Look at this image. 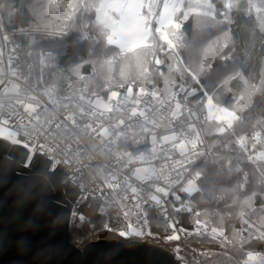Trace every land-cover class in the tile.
Returning a JSON list of instances; mask_svg holds the SVG:
<instances>
[{
	"label": "snow or ice",
	"instance_id": "1",
	"mask_svg": "<svg viewBox=\"0 0 264 264\" xmlns=\"http://www.w3.org/2000/svg\"><path fill=\"white\" fill-rule=\"evenodd\" d=\"M218 3L222 4V9L217 7ZM244 4L247 5L246 8L241 7ZM6 10L10 16L21 15L27 11L32 18L29 27L21 28L19 34L31 37L28 45L29 57L33 55V50L38 49L39 69L38 75L33 78L34 88L42 87L49 75L55 73L61 77L65 75V70L60 67V61L65 57L69 47L73 49V57L69 59L70 67L67 71L75 76L77 81L84 82V88L75 98L59 97V89L54 82L42 91L46 102L32 94L28 96V102L17 99L14 105L6 106L0 103V139L8 140L13 145L22 144L23 148L27 149L24 153L26 156L24 168L31 167L34 157L39 153L47 158L45 168H48L47 162L50 161L51 169L55 170L62 162L56 158L60 150L65 156H75L77 163L87 169L91 160L85 164L81 154L94 148V142L98 139L109 152L112 151L111 146L117 145L120 140L126 143L130 141L133 151L136 152H140L141 145L150 142L153 145L151 149L153 159L157 158L158 152H163L166 161L171 162L170 171L176 174L178 177L176 180H170L168 175L158 176L156 169L151 167L133 168L131 176H128L124 175L123 169L129 168L137 161H143L144 153L133 155V151L127 150L114 153L116 163L126 161L120 172L124 175L122 183L132 194L131 199L136 202L134 207L137 210L132 212L131 209H122L125 220L132 216H136L137 219L135 224L127 223L126 229L119 231V236L127 238L135 235L142 238L151 235L146 231L149 226L148 210L153 206L161 208L164 203L158 194H162L166 199L171 192L175 199L179 200L180 197L172 191L176 185H180L179 190L187 193L189 197L194 192H202L198 181L207 175L209 168L219 171L223 164L232 171V158L225 160V156L232 151L230 145L233 142L246 152L248 138L245 135L237 136L235 128L237 125H243L248 118L245 113L250 116L251 110L257 106L255 97L259 96L261 101H264V61L261 63L259 84L249 83L240 71L220 79L215 86L211 81L214 74L228 68L229 61L236 63L233 58L236 48L232 30L230 27L226 28L235 22L233 11L243 12L246 16L255 12L260 31L264 32V15H261L264 14V0H0V16L4 15ZM190 18L192 27L188 29L186 23ZM214 31L220 32L221 35L214 37ZM10 39L11 37L5 34L4 24L0 23V65L3 64V48ZM85 44L87 59L80 55ZM230 47L231 51L225 55V50ZM196 48L200 50L199 57L193 58L188 55L185 58L184 53ZM12 51L14 52L15 48ZM17 58L9 56L8 67L13 76H17L19 66L15 68L12 66ZM217 58L221 65L214 67L213 61ZM86 65L91 66L88 75L82 72ZM161 65L167 68V74L160 70ZM28 67L31 76L34 66L30 64ZM133 73L136 79L131 78ZM156 74L165 77V86L163 89L153 88L149 91L143 85L152 84ZM237 79L241 81L243 88L239 94L232 95L231 102L226 107L220 102L222 95L220 90H224L223 95L231 93V82ZM137 80L142 86L134 95L133 85ZM205 80L208 83H204ZM98 81L103 82L102 91L109 93L107 100L95 90L91 91L90 96L85 95L89 87ZM125 84L128 86L123 95L119 91L111 90L114 86L124 88ZM71 86L69 83L68 87ZM11 90L19 95L18 85H13ZM200 93L203 95L195 100V104L189 106L190 98H195ZM148 96L152 98L151 101L144 99ZM130 103L135 106L126 117L117 119L110 125L103 122L110 118L109 114L125 111ZM77 104H79L77 111H68L70 106ZM16 106L22 108L23 113L18 111ZM49 106L50 118L44 115L50 112ZM61 108L65 112L60 113ZM204 109H207V115L203 114ZM26 118L31 128L25 125ZM196 121L206 126L199 127ZM211 121L214 123H210ZM166 122L168 134L158 137L155 129L161 128ZM257 124L264 129V119L258 120ZM10 125L16 130H11ZM137 128L139 133L147 135L137 133ZM56 132L65 138L75 136L78 145L80 138L83 137L87 147L79 146L73 151L71 147L60 149L59 145L40 142L41 137L46 138L48 135H55ZM18 136L24 139H18ZM206 136L215 137L217 141L223 138V141L208 147ZM251 139L256 143H264L259 131L255 132ZM169 143L179 151L181 159L172 161L171 150L165 151L162 147ZM217 147L222 151H214ZM247 161L253 164L264 162V151L256 153L255 158L248 155ZM63 163L70 165L71 160L65 159ZM242 163L243 161L237 163L235 172L243 173V178L228 190L235 193V198H239L245 192L246 185L250 182L249 174L243 172ZM168 167L169 164L166 163L165 169ZM197 168L200 170H196ZM141 172H149L150 175H139ZM255 172L259 173L256 190L251 195H246L243 200L250 211L254 210L252 204L256 196L264 195V171L257 166ZM185 173L189 174V178H185ZM133 177L140 181L139 186L130 183ZM2 179L8 180V177ZM116 179V176H112V180ZM155 180H163L167 187L154 185L152 182ZM105 187L114 190L120 185L106 182ZM146 187L148 189L154 187V192L149 191L147 199H144L141 193ZM30 195V191L22 190V198ZM223 198L218 197L217 203ZM81 199H86V196H82ZM123 199L127 201L129 197L126 195ZM182 210L191 212L192 209L185 204L176 209L177 212ZM195 215L199 217L201 213L197 212ZM245 215L246 213L241 212L240 218L242 223L247 224ZM73 216H76L75 212ZM79 219L83 222L85 217L80 216ZM23 220L22 215L18 216V223H23ZM196 224L201 226L196 229V234H203L201 229L207 228L206 222L197 219ZM172 226L169 223V227ZM248 227L251 228L253 225L249 224ZM245 231L248 229L242 228L239 233L234 231L232 239H229L222 228H213L210 235L213 241L223 237L220 242L221 248L231 245L233 240L240 247L251 240L264 241V232L257 230L258 235L253 236L250 233L245 238L242 235ZM178 239L179 236L175 234L167 237L169 241ZM203 255L211 256L214 253L205 252ZM254 261L257 264H264V254L248 252L246 259L240 264H253Z\"/></svg>",
	"mask_w": 264,
	"mask_h": 264
},
{
	"label": "trees",
	"instance_id": "2",
	"mask_svg": "<svg viewBox=\"0 0 264 264\" xmlns=\"http://www.w3.org/2000/svg\"><path fill=\"white\" fill-rule=\"evenodd\" d=\"M18 6V5H17ZM218 8L222 9V4H217ZM242 8H246L247 5H241ZM234 17V23L230 26L232 30V37L235 41L236 52L234 53L233 58L236 60V63L233 64L231 61L228 62V68L222 70L218 74H214L211 83L215 86L220 79H223L227 75L240 71L248 79L249 83L259 84L261 75V63L264 61V32L260 31L258 26L257 14L253 12L251 15L246 16L243 12H236L235 10L232 13ZM264 15V14H261ZM219 18V17H218ZM31 16L25 11L21 15L10 16L6 10L5 14L0 16V23L4 24L5 32L10 34L12 41L20 44L25 51V54L28 56L29 52V40L31 37H25L19 34L21 28L27 29L29 27V22ZM59 24V22H56ZM186 27L191 29L192 22L186 23ZM221 35L220 32L214 31L213 36ZM189 39L191 38V32L188 33ZM39 39V36L36 37ZM3 64L0 65V69L3 72L5 69L4 56H7L8 53V43L3 48ZM37 51L38 49L33 50V55L29 57L32 61L33 66H36L39 69L37 62ZM231 51V47L225 50V55ZM80 55L87 59V45L85 44L81 51ZM185 58L188 55H191L193 58H197L200 55L199 48L189 50L188 53H184ZM73 57V49L69 47L65 57L60 61V67L65 70V75L61 77L58 73L49 75L42 88L50 87L54 82L58 86V96L65 97L71 96L75 97L77 94L84 88V82L77 81L75 76H72L67 69L70 67L69 59ZM163 58V54H161ZM214 67H219L221 61L219 58L213 61ZM160 70L167 74V68L163 65L159 66ZM35 69V67H34ZM91 71V66L86 65L82 72L84 75H88ZM35 73V70H34ZM37 76V73H35ZM132 79H136L135 74H132ZM3 77L0 76V81L3 82ZM0 82V84L2 83ZM10 80H7L4 85L0 88V91L5 88V85H8ZM208 83L207 80L203 81ZM71 83V88L68 87V84ZM127 84L124 88H119L114 86L111 90L119 91L123 94L127 90ZM142 86L139 80L133 85V90L137 91ZM144 87H149L151 89H163L165 86V77L156 74L155 79L152 84H144ZM230 87L232 92L226 95H223V89H221V103L224 106H229L232 95L239 94L243 85L239 79L231 82ZM7 88V87H6ZM5 88V89H6ZM103 82L98 81L97 84L91 85L86 96L91 95V91H97L102 97H107L108 92L102 91ZM211 92V89H209ZM3 95L7 94V91L2 93ZM203 94L200 93L195 98H190L189 104H195V100L199 99ZM256 101V107L251 110L249 116L248 113H245V116L248 117L245 120L243 125H237L235 128L236 135H245L248 138V143L246 146V152L242 151L235 142H233L230 147L232 151L227 153L225 160L229 157L232 158V171H229L227 167L223 164L219 171L215 168H209L207 175L200 181H198V186L202 189V192H194V194L189 197L187 193L181 192L179 190V200L174 202V213L179 221V224L185 228H198L200 225L196 224V220L206 222L207 228L205 229L207 234L204 237L192 236L187 241L183 239L178 240H167V237L173 235L172 227H169V222L162 218L161 215L157 212L155 208L148 210V232L151 235H145L144 238L148 242L155 244H161L170 249L178 264H239V261L246 259L248 252L264 254V241L260 240H251L249 243L240 247L235 240L231 245H227L225 248L220 247V242L223 240V237H218L216 241L211 239V230L213 228L223 229L226 236L229 239H232L234 231L239 233V231L244 228L248 229V233L256 236L259 232H264V195H257L253 201L252 207L253 211H250L248 206L243 203V200L246 195H251V193L256 190V180L259 173L255 172L257 166L264 171V162H257L253 164L247 161V156L251 155L255 158L256 153L264 151V143H256L251 138L253 134L257 131L261 132L262 140H264V129H261L260 125L257 124L258 120L264 119V101H261L260 97L257 96L254 98ZM210 123H214L211 121ZM204 127L206 126L203 124ZM249 139L252 140L250 144ZM206 141L210 147L213 144H217L223 141V138H220V141H217L215 137L206 136ZM255 145V146H253ZM153 145L149 142L145 145L140 146V152L144 154L151 152ZM119 151L124 150L133 151L132 144L127 143L124 145H119ZM216 152H221L222 149L217 147L214 149ZM140 152L133 151V155H139ZM243 169V172L249 174V183L246 185L245 192L235 198V193H231L228 190L233 188L239 179L243 178V173H236L235 167L237 163H240ZM196 170H200L197 168ZM194 174V172L192 173ZM223 196L224 198L217 203V198ZM190 202V203H189ZM185 204L191 207V212L187 210H182L177 212L176 209L181 208V205ZM200 212L201 215L197 217L195 214ZM244 212L246 215L244 219L251 221L257 226H260V229L253 225L249 228L248 224L242 223L240 218V213ZM80 216L85 217V220L81 222L79 219ZM125 220L118 214L115 210L108 207L105 203L97 199H88L86 202L81 204L76 212V216L70 220L69 223V239L74 244H85L89 238L92 237H111V238H120L122 241H129L133 239V236L127 238L119 236V231L124 230ZM141 238V237H139ZM247 238V237H245ZM178 249V251H177ZM211 252L214 255L205 256L203 253ZM226 253V255H225ZM254 264H257L255 262Z\"/></svg>",
	"mask_w": 264,
	"mask_h": 264
},
{
	"label": "water",
	"instance_id": "3",
	"mask_svg": "<svg viewBox=\"0 0 264 264\" xmlns=\"http://www.w3.org/2000/svg\"><path fill=\"white\" fill-rule=\"evenodd\" d=\"M6 81L5 76L0 88ZM26 152L0 139V264H178L165 247L140 239L75 246L69 223L79 189L62 183L67 172L60 166L52 170L48 161L46 169L47 158L39 153L24 168ZM22 190L31 195L22 198ZM21 215L23 223H18Z\"/></svg>",
	"mask_w": 264,
	"mask_h": 264
},
{
	"label": "built area",
	"instance_id": "4",
	"mask_svg": "<svg viewBox=\"0 0 264 264\" xmlns=\"http://www.w3.org/2000/svg\"><path fill=\"white\" fill-rule=\"evenodd\" d=\"M5 34L10 36V34L8 32H5ZM17 45H18V47H17ZM13 48H15L14 52L12 51ZM9 56L18 57L17 59L14 60V63L12 65L14 68L17 65L19 66L17 69V76H13L11 74V71L9 70V67H8ZM4 64H5V69L3 72L0 71V76H2L3 78L6 76L7 80H10L11 82L15 83V85H18L19 86V95H17L13 91L7 90V94L2 95L0 97V103L5 104L6 106L8 104L14 105L15 101L17 99L24 100L25 102H28V96L32 95V94L36 95L40 100L46 102V98L42 95V91L45 88H42V87L34 88L33 87V83H34L33 78L35 77L34 68L31 70L32 75L29 76L30 69L28 66L30 64L33 65L31 59L25 54L24 48L20 44L12 41V39H10V42H8V53H7V56L6 55L4 56ZM17 77H19V78H17ZM24 77H28V79H25ZM146 88H148L149 91L152 90L149 87H146ZM137 91L133 90V94L135 95V93ZM103 98L105 100H107V97H103ZM144 99L151 101L152 98L150 96H148V97H145ZM63 102L67 103V101H63ZM80 103H83V102H80ZM78 106H79V104H77L76 106H70L68 111L75 112V111H77ZM133 106H135V105L130 103L127 105V109L125 111L113 112V113L109 114L110 118L107 120H104L103 122L106 125H110L115 120L120 119L122 117H126L129 113L130 109ZM16 107H17L18 111L23 113L22 108H20L19 106H16ZM49 107H50V112L48 114H44V115H47L48 118L51 117V106H49ZM59 112L63 113V112H65V110L63 108H61V109H59ZM42 118H44L43 115H42ZM24 123L26 126L31 128V125L28 124L27 118L24 120ZM196 123L198 124L199 127H202V123H200L199 121H196ZM149 127H152V126L149 125ZM177 127H179V125H177ZM10 128L13 131L16 130L15 127L12 125H10ZM136 131H137V133H139V128H137ZM155 131H156L157 135L158 134L167 135L168 134V123L167 122L164 123L161 128H157V129H155ZM139 134L140 135H147V134H143V133H139ZM17 138L22 139V140L24 139L22 136H18ZM6 141L10 145H13L8 140H6ZM205 141H206V137H205ZM40 142L45 143V144L51 143L54 145H59L60 149H65L67 147H71L73 149V151H75V149L79 146L87 147V145L84 144V138L83 137L80 138V143L78 145L77 139L75 136H69V137L65 138L64 136L60 135L59 132H56L55 135H48L46 138L41 137ZM249 142H250V144H252L251 139H249ZM104 143L106 144L107 141H104ZM127 143H130V141ZM127 143L124 140H120L117 145L111 146L112 151L109 152L104 147V144H102L99 139L96 140L94 142V148L90 149L86 153L81 154L85 164H87L89 162V160H91V164L87 169H84L80 164L77 163V158L75 156H65L62 151L58 150V155L56 158L60 159L62 161L58 166H60L65 172H67L62 179V183H65L66 181H68L74 187L77 186V188L79 189V193L77 194L75 201L72 203V206H71V218H70V220L74 217L73 213L74 212L76 213L78 211L79 206L81 204H83L84 202H86L88 199H97V200L102 201L108 207L112 208L118 214H120L123 218H124V216H123L122 209L123 210L131 209L132 212H136L137 210L134 207L136 202L131 199L132 194L129 191H127V189L125 188V185L122 183V181L124 180V175L131 176V169H133V168L151 167V168L156 169V174L158 176L168 175L170 180L178 179L176 174L174 172L170 171L171 162L166 161V159L164 158V153L158 152L157 158L153 159L152 151L147 153V154L146 153L144 154L145 158L143 161H137L135 164L131 165L129 168L123 169L124 175H121L120 172H121V169L123 168V163H126V161H123L121 163H116V157L114 156V153L120 152L118 149L119 145H124ZM176 143H179V141H176ZM206 145H207V143H206ZM18 146L23 147L22 144L18 145ZM162 147L165 151L171 150L172 161L181 159L179 151L177 149L173 148L171 143L164 144ZM65 159H70L71 164L65 165L63 163V160H65ZM166 163L169 164V167L167 169H165ZM50 165H51V162H50ZM49 168L51 169L50 166H49ZM100 170H102V171H100ZM139 175L148 176V175H150V173L149 172H141ZM112 176H116L117 179L112 180ZM185 178H189V174L185 173ZM106 182H111L113 184H119L120 187L116 188L114 190L106 188L105 187ZM130 183L134 186H139L140 181L133 177L130 180ZM152 183L154 185H158L160 187H167V184L163 180H155ZM179 189H180V185H176L172 189V191L175 192L176 196L179 195L178 194ZM149 191L154 192V187L151 189H148L147 187L145 188V191L141 193V195L143 196L144 199H147ZM126 195L129 197V199L127 201H125L123 199ZM158 195H160V198H161V200L164 201V203H163L161 208H157L155 206H153V208H155L157 210V212L159 213V215L162 216L163 219L167 220L169 223H171L173 225L172 226L173 234L179 236L180 239H183L185 241L190 239V237H192V236H198V237L206 236L207 232L203 228L201 229L203 234L198 235V234H196L197 228H185L179 224V221H178V219L174 213V202L176 201V199H175V196H173L171 192L169 193V195L166 199L163 197L162 194H158ZM82 196H86V199H81ZM117 201H119V203H117ZM152 203L154 204V202H152ZM145 207H147V205H145ZM165 210H166L167 215H165ZM136 219H137L136 216L130 217L129 220H125V218H124V220H125L124 230L126 229L127 223L131 222V223L135 224ZM248 223L251 225H256L251 221H248ZM181 229L183 231H181ZM146 231H148V228L146 229ZM249 234L250 233H246L244 235V237H248ZM140 240L146 241L144 238H140ZM240 262L241 261H239V264H240ZM254 263H255V261L253 262V264Z\"/></svg>",
	"mask_w": 264,
	"mask_h": 264
},
{
	"label": "rangeland",
	"instance_id": "5",
	"mask_svg": "<svg viewBox=\"0 0 264 264\" xmlns=\"http://www.w3.org/2000/svg\"><path fill=\"white\" fill-rule=\"evenodd\" d=\"M38 52V51H37ZM35 67V73H37V75H38V69L36 68V66H34ZM0 71H1V69H0ZM13 85H15V83H13V82H9V84L8 85H5V88L4 89H2L1 91H0V97L3 95L2 93L5 91V90H9V91H12L11 89L13 88ZM162 88H164V86L162 87ZM192 104H189V106H191ZM203 114L204 115H207L208 113H207V109H204V112H203ZM202 127H204V125L202 124ZM159 136H162L161 134H158V137ZM206 143H207V146L208 147H210V145L208 144V141H206ZM256 227H258L259 229H260V226H257V225H255ZM125 227V226H124ZM246 233H248V232H243L242 233V235L244 236ZM131 236H135V235H131ZM140 239L139 237H137V236H135L133 239ZM99 239H114V240H120V241H122L120 238H111V237H92V238H89V240L87 241V242H89V241H94V240H99ZM86 242V243H87ZM123 242H125L124 240H123ZM73 243V242H72ZM85 243V244H86ZM152 243V242H151ZM155 244V243H154ZM75 246H77L78 248H81L84 244H82V246H81V244L79 245V244H74ZM157 245H160V246H163V247H165L164 245H161V244H157ZM166 249H168L167 247H165ZM172 254H173V252L170 250V249H168ZM174 255V254H173Z\"/></svg>",
	"mask_w": 264,
	"mask_h": 264
},
{
	"label": "crops",
	"instance_id": "6",
	"mask_svg": "<svg viewBox=\"0 0 264 264\" xmlns=\"http://www.w3.org/2000/svg\"><path fill=\"white\" fill-rule=\"evenodd\" d=\"M136 239V238H135Z\"/></svg>",
	"mask_w": 264,
	"mask_h": 264
}]
</instances>
